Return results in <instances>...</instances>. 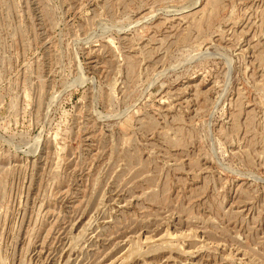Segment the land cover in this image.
<instances>
[{"label":"rangeland","instance_id":"374dc122","mask_svg":"<svg viewBox=\"0 0 264 264\" xmlns=\"http://www.w3.org/2000/svg\"><path fill=\"white\" fill-rule=\"evenodd\" d=\"M0 264H264V0H0Z\"/></svg>","mask_w":264,"mask_h":264}]
</instances>
